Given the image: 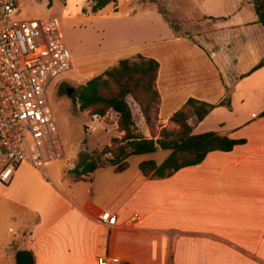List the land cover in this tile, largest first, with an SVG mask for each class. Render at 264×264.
<instances>
[{"label": "crops", "instance_id": "crops-1", "mask_svg": "<svg viewBox=\"0 0 264 264\" xmlns=\"http://www.w3.org/2000/svg\"><path fill=\"white\" fill-rule=\"evenodd\" d=\"M150 13L125 14L143 19ZM204 16L219 28L203 46L168 25V35L158 40L123 36L107 50L115 64L137 54L159 59L162 127L189 97L218 104L228 95L231 107L216 106L193 132L215 130L246 142L211 151L201 163L163 178L139 168L141 161L155 160L153 153L141 154L123 171L99 167L86 179L59 172L61 186L54 187L46 168L30 175L24 163L0 192V264H17L20 250H29L34 264H98L99 256L116 264H264V116L257 117L264 110V65L245 75L264 57V26L258 16L223 26L224 16ZM224 36L229 45L220 40ZM155 44L166 51L161 59L137 51V45ZM136 111L145 122L133 106L134 119ZM110 115L118 129L115 112L101 119ZM105 211L117 214L115 226L100 221ZM134 213L142 219L130 225Z\"/></svg>", "mask_w": 264, "mask_h": 264}, {"label": "rangeland", "instance_id": "rangeland-1", "mask_svg": "<svg viewBox=\"0 0 264 264\" xmlns=\"http://www.w3.org/2000/svg\"><path fill=\"white\" fill-rule=\"evenodd\" d=\"M243 1L115 0L100 11L93 12L92 7L96 0H16L20 8L18 18L60 17L65 42L72 49L71 52L74 55L71 70L58 75L47 90L56 118L63 154L46 166L48 171L46 181L49 184L51 181L52 184L50 185L53 187L55 185L61 186L58 177L59 172H68V167L75 166L85 153L100 151L107 145L114 148L112 140L119 136V131L113 124L114 115L107 116L104 120L101 119V116L90 114L89 111H82L73 97L88 80L85 77L91 72L95 75L101 74L105 68L116 65L112 59L114 54L109 53L108 47H113L123 36L133 41L137 39L158 40L168 35V25L178 35L203 46L205 38H210L212 41L213 37L210 33L219 26L215 25L210 18H206L205 14L224 16L225 20L218 23L220 26L221 24L222 26L234 24L237 21L249 22L257 18L253 0H250L251 3L248 4H243ZM146 10H151L153 13L143 19H134L125 14L127 11L141 12ZM233 13L235 16L230 18ZM220 40L229 45L227 37L224 36ZM137 46V51H147L149 55H158L160 59L163 58V54H166V51H163V44ZM207 52L211 57V50ZM68 88H73L71 95L68 94ZM128 100L132 111L133 106L134 108L139 107L135 105L132 97H129ZM159 120L160 117L154 123L155 125L149 126L144 121H140L137 111L135 112V122L138 129L141 131L143 127L149 137L159 135L162 128V123ZM167 128L177 130L176 125L171 122ZM141 132L144 134L143 130ZM168 154L169 150L161 148L153 153L155 160L159 163ZM106 156L111 155L106 154ZM142 156L141 154L131 155L128 162L135 164ZM22 165L30 175L43 174L44 172V168H35L28 162H23L20 166ZM34 169L38 172H35ZM64 178L68 180L69 176L65 175ZM4 186L7 185H0V192Z\"/></svg>", "mask_w": 264, "mask_h": 264}, {"label": "trees", "instance_id": "trees-1", "mask_svg": "<svg viewBox=\"0 0 264 264\" xmlns=\"http://www.w3.org/2000/svg\"><path fill=\"white\" fill-rule=\"evenodd\" d=\"M114 1L96 0L92 11L98 12ZM253 5L258 22L264 26V0H253ZM263 65L264 57L245 75ZM159 70L160 62L154 57L137 54L122 58L103 73L90 77L78 93L73 95L82 111H89L90 114L101 117L106 116L109 111L115 112L118 115V130L123 132V135L113 138L114 148L107 145L100 151L85 153L76 165L68 170L70 177L74 180L86 179L96 169L106 165L114 166L116 171H123L129 166V156L154 153L161 148L169 150L162 162L154 159L143 160L139 163V168L146 176L163 178L183 167L201 163L211 151H230L246 142L245 138H232L215 130L193 132L194 124L201 122L216 106L231 107L228 95L218 104L189 97L169 118L177 130L164 126L158 136H145L136 125L128 98H133L145 122L153 126L159 119L161 103L157 86ZM262 116L264 110L257 115Z\"/></svg>", "mask_w": 264, "mask_h": 264}, {"label": "built area", "instance_id": "built-area-1", "mask_svg": "<svg viewBox=\"0 0 264 264\" xmlns=\"http://www.w3.org/2000/svg\"><path fill=\"white\" fill-rule=\"evenodd\" d=\"M19 14L16 0H0V184H8L23 162L41 169L62 156L47 90L73 65L60 17L23 19ZM99 219L112 227L118 216L105 211ZM141 219L134 213L128 224ZM116 263L98 257V264Z\"/></svg>", "mask_w": 264, "mask_h": 264}, {"label": "water", "instance_id": "water-1", "mask_svg": "<svg viewBox=\"0 0 264 264\" xmlns=\"http://www.w3.org/2000/svg\"><path fill=\"white\" fill-rule=\"evenodd\" d=\"M68 94L71 95L73 88H68ZM17 264H34V257L29 250H20L17 254Z\"/></svg>", "mask_w": 264, "mask_h": 264}]
</instances>
